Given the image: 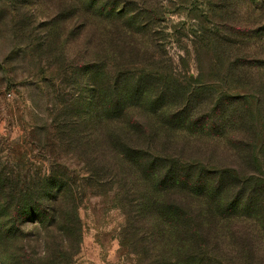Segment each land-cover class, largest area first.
<instances>
[{"label":"trees","instance_id":"1","mask_svg":"<svg viewBox=\"0 0 264 264\" xmlns=\"http://www.w3.org/2000/svg\"><path fill=\"white\" fill-rule=\"evenodd\" d=\"M95 2L81 66L51 37L58 19L37 46L54 65L60 58L56 124L84 169L24 182L0 170V264H35L28 227L43 235L44 264L56 263V229L60 247L76 248L91 189L120 211L119 252L131 264H264V0L208 4L212 19L194 26L185 49L191 74L168 56L157 7ZM79 72L88 103L74 91Z\"/></svg>","mask_w":264,"mask_h":264},{"label":"rangeland","instance_id":"2","mask_svg":"<svg viewBox=\"0 0 264 264\" xmlns=\"http://www.w3.org/2000/svg\"><path fill=\"white\" fill-rule=\"evenodd\" d=\"M87 1L0 0V170L15 172L13 180L24 182L36 173H52L61 167L84 169L77 157L79 150L63 142L58 131L61 126L56 124L63 99L57 82L61 77L60 58L54 65L53 52L37 46L49 33V24L58 19L59 34L51 37L64 43L70 67L81 66L78 55L85 41L93 47L98 21L97 3L90 0L89 7ZM128 1L133 7L138 0ZM219 1L144 0L147 7L160 10L158 26L163 29L165 50L179 69H184L179 61L183 57L189 73H196L192 58L185 54L188 37L200 21L208 23L212 19L208 4L212 7ZM114 2L121 7L123 0ZM84 25L89 31H84ZM74 84L75 93L88 103L90 88L82 72ZM96 192L87 190L77 210L81 230L76 248L60 247L63 233L58 229L52 233L50 251L55 264H131L119 252L123 217L109 197H99ZM27 231L31 236L24 241L25 252L35 264H44L47 249L43 235L30 227Z\"/></svg>","mask_w":264,"mask_h":264}]
</instances>
